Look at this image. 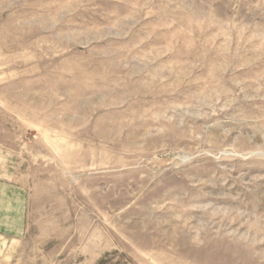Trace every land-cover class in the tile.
Instances as JSON below:
<instances>
[{
  "label": "rangeland",
  "instance_id": "374dc122",
  "mask_svg": "<svg viewBox=\"0 0 264 264\" xmlns=\"http://www.w3.org/2000/svg\"><path fill=\"white\" fill-rule=\"evenodd\" d=\"M0 264H264V0H0Z\"/></svg>",
  "mask_w": 264,
  "mask_h": 264
}]
</instances>
